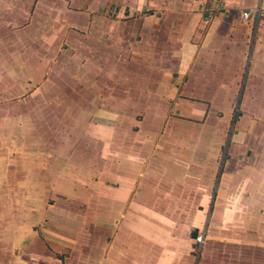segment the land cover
<instances>
[{
  "label": "crops",
  "instance_id": "crops-1",
  "mask_svg": "<svg viewBox=\"0 0 264 264\" xmlns=\"http://www.w3.org/2000/svg\"><path fill=\"white\" fill-rule=\"evenodd\" d=\"M22 32L47 44L45 65L19 45ZM63 42L94 60L63 52L64 74L53 77L49 53ZM71 70L92 89L80 102L128 109L95 111L80 132L88 149L53 127L54 108L74 90ZM234 130L235 157L195 211L253 214L264 231V0H0V264H177L134 234L149 230L143 215L159 213L146 179L174 193L160 168L177 167L181 150L210 184ZM237 183L252 211L231 206ZM210 242L197 264H230L225 242ZM240 247L238 264H264L263 240Z\"/></svg>",
  "mask_w": 264,
  "mask_h": 264
},
{
  "label": "rangeland",
  "instance_id": "rangeland-1",
  "mask_svg": "<svg viewBox=\"0 0 264 264\" xmlns=\"http://www.w3.org/2000/svg\"><path fill=\"white\" fill-rule=\"evenodd\" d=\"M27 32H22L19 45L24 46V49L32 48L34 53L39 52V54L36 55V61L39 62V66L45 65L47 63L45 58L48 55L42 54L41 48H45L47 44L42 42L40 39L30 40L29 33ZM67 45L68 43L63 42L61 48L57 46L53 50H50L49 55L51 58L54 57L53 59L55 60L50 63V68H55L51 72L53 73V77L61 78L64 74V72L59 70L57 66L61 65V61H58L57 59L62 57L63 52H67L72 57L76 58L79 64L87 62V59L94 60V53L91 50H87L84 45L78 43L75 44L76 47L72 46V49L66 50L69 48ZM25 56L26 60L30 62L29 56ZM57 61L58 63L56 65L55 62ZM70 72V78L68 79L72 81V88L74 90L66 91L64 97L66 102L54 108L55 116L52 119V121H54L53 127L54 129L57 128L61 130V142H66V144H68L71 148H77L78 145L76 144L82 142V147L84 145L85 146L83 148L79 147L80 150L84 148L88 149L90 142L83 138V136L80 135V132L82 134L84 128L88 126V123L93 118L94 113H96L95 111H97V113H102L104 111L103 109L106 108V105L111 106L112 109H115L118 112L128 111V109H126L125 104L123 103H97L93 102L91 99L85 103L80 102L79 98H81L82 95L89 99V90L92 92V89H90L91 87L89 86L88 89L78 87L77 80L79 76L74 70H71ZM98 106L102 107L101 111L98 109L95 110ZM141 106L142 104H134V108ZM123 115L124 114H122L120 118ZM138 120L143 121L142 115L138 111H135L134 122H137ZM41 122L42 125L45 126V120H41ZM140 125L141 122L135 123L134 128H139ZM234 133L235 130L230 134V137H228L227 144L224 145V152L220 161L219 171L216 169L214 170L212 182L210 184L200 180V173L198 174L196 168L189 164L190 162L186 159V153H183L184 151L181 150L177 151V167L171 166L170 169H166L161 165L160 168L165 171L166 176L168 177L166 182L172 180V183H170V189L174 193H164L165 191H169L168 186L165 187L164 183H158L155 181L156 179H146L144 190H148L151 193V201L149 202L148 206L153 205L157 207L154 210L159 213L143 215L145 222H148L149 230L147 231L143 229H137L134 231V234L139 238H149V249L151 251L155 250L156 255L158 254L157 251H159L163 260H174L177 257V264H197L199 257L204 256L203 250L205 244L207 242V244H210V240H214L221 241L222 243L225 242L224 244L227 245L226 247H229L233 251H231V254L235 255V258L231 260L230 264H238V260H241L240 262L243 263V254H241L242 251L239 249L240 246L247 243L255 245V243L261 242V240L264 241V231H260L259 227L253 223V219L255 217L253 214H245V216H242V214L238 216L237 214L233 213L224 215L215 214L213 217L210 216L209 218L208 213H203L201 211L196 213L195 211L196 208L202 209L207 207L205 203L204 205H201L200 202L204 200L202 196H205L208 191H210V194L208 192L209 198L213 200L214 187L217 183V186H219L220 183L218 180L220 179V175L222 176V171L224 170L223 175H225V171L228 169V161L234 159L235 156L232 155L231 152V150H235L233 145L236 144L233 138ZM203 137L208 144H211L212 135H203ZM52 138L54 140L51 139L50 141H52L53 144L58 145V137L54 135ZM89 149H91V147H89ZM203 174L204 176L206 175L205 172ZM236 185L238 188L236 187V196L231 206L238 207L240 210H242V212L244 210L252 211L253 209L250 207L253 206H247L244 203V193L249 191L245 190L246 187L244 185L241 188V183H237ZM158 190H161L162 193H152L158 192ZM237 199L240 200L236 201ZM256 203H259V201L257 200ZM134 217L136 218V224L142 225V223H137V218L141 216L136 215ZM244 218L249 219L250 224L246 226V228L250 227L249 229H243L244 225L241 223H243ZM68 228L75 229L74 226H70ZM153 245H155V247ZM132 249L137 251L139 248L135 246L132 247ZM145 249L147 248L145 247ZM257 249L260 248L256 247L254 251L260 253V251ZM225 253L229 255L227 252ZM248 253H250L249 250ZM201 264H205V261Z\"/></svg>",
  "mask_w": 264,
  "mask_h": 264
},
{
  "label": "built area",
  "instance_id": "built-area-1",
  "mask_svg": "<svg viewBox=\"0 0 264 264\" xmlns=\"http://www.w3.org/2000/svg\"><path fill=\"white\" fill-rule=\"evenodd\" d=\"M244 14H245V16H247V13L246 12Z\"/></svg>",
  "mask_w": 264,
  "mask_h": 264
}]
</instances>
